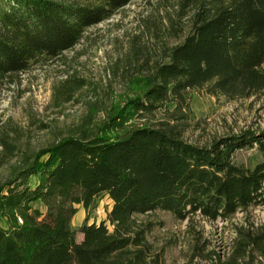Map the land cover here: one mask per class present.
<instances>
[{
    "label": "trees",
    "instance_id": "obj_1",
    "mask_svg": "<svg viewBox=\"0 0 264 264\" xmlns=\"http://www.w3.org/2000/svg\"><path fill=\"white\" fill-rule=\"evenodd\" d=\"M132 1L0 0V86L61 58L88 28ZM194 1L193 12L183 14L189 31L171 21L168 33L178 43L126 70L129 93L100 123L88 116L25 157L16 177L0 186V264H161L148 262L136 215L160 209L182 220L197 212L229 220L262 202L264 164L249 170L233 160L255 136L200 146L185 131L195 120L192 92L228 100L264 94V0ZM102 194L112 209L106 220L83 225L79 242L73 220ZM207 259L264 264V224L236 225L231 250Z\"/></svg>",
    "mask_w": 264,
    "mask_h": 264
},
{
    "label": "rangeland",
    "instance_id": "obj_2",
    "mask_svg": "<svg viewBox=\"0 0 264 264\" xmlns=\"http://www.w3.org/2000/svg\"><path fill=\"white\" fill-rule=\"evenodd\" d=\"M194 2L133 0L88 28L83 40L61 58L33 65L16 84L0 86V186L16 177L25 157L76 130L88 116L94 124L100 123L107 108L129 93V83L123 78L126 70L136 71L140 60L157 56L163 44L178 43L168 33L171 21L178 29L184 26L189 31V19L183 14L193 12ZM184 4L188 5L183 12ZM190 101L195 120L185 131L188 141L210 146L225 137L250 140L255 136L252 144L236 150L233 160L249 170L264 164V146L256 141L264 142V94L228 100L198 91L190 94ZM8 146H12L11 152ZM36 182L37 178L32 179V186ZM112 206L108 195L102 194L91 209L80 207L72 223L79 242L83 240L82 226L106 220ZM36 208L44 211L41 205ZM136 216L145 234L148 262L209 264L210 255L223 257L231 250L236 225L247 220L264 224V197L248 214L238 211L229 220H212L200 212L182 220L160 209ZM7 224L4 219L3 226Z\"/></svg>",
    "mask_w": 264,
    "mask_h": 264
},
{
    "label": "built area",
    "instance_id": "obj_3",
    "mask_svg": "<svg viewBox=\"0 0 264 264\" xmlns=\"http://www.w3.org/2000/svg\"><path fill=\"white\" fill-rule=\"evenodd\" d=\"M99 212H101V211H99ZM18 221H19L20 225L24 224V219H22L21 217L18 218Z\"/></svg>",
    "mask_w": 264,
    "mask_h": 264
}]
</instances>
